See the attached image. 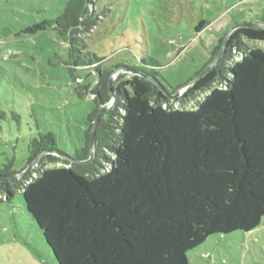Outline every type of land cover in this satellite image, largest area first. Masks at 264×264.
I'll use <instances>...</instances> for the list:
<instances>
[{"label":"trees","instance_id":"obj_1","mask_svg":"<svg viewBox=\"0 0 264 264\" xmlns=\"http://www.w3.org/2000/svg\"><path fill=\"white\" fill-rule=\"evenodd\" d=\"M96 3L68 0L61 14L47 21L68 44L75 65L102 62L93 69L98 83L84 144L67 152L52 132L32 138L19 171L13 161L0 167V201L21 191L57 264H188L187 253L210 235L250 232L264 217V52L243 49L240 42L241 36L264 41V28L238 27L231 33L215 67L189 88L193 93L219 82L194 108L164 107L169 99L158 86L169 94L182 86L163 85L156 59L113 67L95 55L76 62L77 48L85 45L72 35L92 22ZM245 17L243 10L231 14L229 27L264 24L263 15ZM213 21L200 20L195 32ZM232 48L241 52L238 60H231ZM116 70L126 75L112 97L108 82ZM111 99L114 106L95 128L93 159L83 163L90 156L95 117ZM39 156L37 162L65 165L28 172ZM97 166L104 171L85 172Z\"/></svg>","mask_w":264,"mask_h":264},{"label":"rangeland","instance_id":"obj_2","mask_svg":"<svg viewBox=\"0 0 264 264\" xmlns=\"http://www.w3.org/2000/svg\"><path fill=\"white\" fill-rule=\"evenodd\" d=\"M67 1L0 0V167L13 161L12 168L19 171L29 142L41 133H54L57 146L67 152L84 144L86 115L98 83L93 69L102 62L75 65L68 44L48 26ZM93 9L92 22L72 35L85 45L77 48L76 62L95 55L105 67L138 66L141 58H154L161 65L157 72L163 85L182 86L164 107L192 109L219 86L215 81L209 89L188 93L231 29L229 16L242 10L246 19L264 16V0H97ZM202 19L214 21L196 33ZM240 42L243 49L264 52V41L241 36ZM230 56L238 60L241 52L232 48ZM125 73L110 75L111 88ZM63 165L41 161L28 172ZM103 171L97 166L85 172ZM187 258L188 264H264V217L250 232L210 235ZM0 264H57L18 189L0 201Z\"/></svg>","mask_w":264,"mask_h":264},{"label":"water","instance_id":"obj_3","mask_svg":"<svg viewBox=\"0 0 264 264\" xmlns=\"http://www.w3.org/2000/svg\"><path fill=\"white\" fill-rule=\"evenodd\" d=\"M238 27H253V28H264V24H254V23H243V24H239L237 26H234L232 27L226 37L224 38V41L221 45V49L219 51V53L217 54V56L214 58V60L200 73L198 74L195 79H193V83H195L198 79H200L202 76H204L207 72H209L212 68L215 67V65L218 63V61L220 60V58L222 57V55L224 54L225 50H226V47H227V44L230 40V35L231 33ZM112 82H113V79L110 77L109 79V82H108V88H109V91H110V94L111 96L113 97V90L111 88L112 86ZM161 90V92L165 95V97L167 98H171V97H177L178 96V91H176L174 94H169L165 91L164 87L162 85H159L158 86ZM115 104V101L114 99H111L110 102H108L107 104H104L101 106V109L99 111V113L97 114V116L95 117V120L93 122V127H92V130H91V140H90V146H91V152H90V156L89 158L84 161L83 163H89L92 161L93 159V153H94V143H95V128H96V125H97V122H98V119L99 117L103 114L104 111H106L107 109L113 107ZM41 156V155H40ZM40 156L32 163H36L38 161V159L40 158ZM31 164V165H32ZM30 165V166H31ZM30 168V167H29ZM28 168V170H29Z\"/></svg>","mask_w":264,"mask_h":264}]
</instances>
